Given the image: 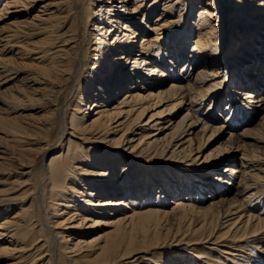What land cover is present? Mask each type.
<instances>
[{
	"label": "bare ground",
	"instance_id": "1",
	"mask_svg": "<svg viewBox=\"0 0 264 264\" xmlns=\"http://www.w3.org/2000/svg\"><path fill=\"white\" fill-rule=\"evenodd\" d=\"M161 1L0 0V87L16 93L0 113V264H141L128 261L167 245L182 254L144 261L208 264L198 246L209 245L219 264H264V0ZM39 36L41 50L31 47ZM62 78L67 86L57 84ZM42 80L57 84L56 108L47 122H28L19 113L32 107L27 91ZM255 117L261 125L253 129ZM142 130L134 146L131 133ZM226 131L233 149L205 156ZM128 144L147 155L143 171L114 158ZM101 227L108 229L89 238L87 229Z\"/></svg>",
	"mask_w": 264,
	"mask_h": 264
},
{
	"label": "rangeland",
	"instance_id": "2",
	"mask_svg": "<svg viewBox=\"0 0 264 264\" xmlns=\"http://www.w3.org/2000/svg\"><path fill=\"white\" fill-rule=\"evenodd\" d=\"M130 1H133V0H130ZM161 2H163V0L161 1ZM97 6H99V5H102V6H107V4L105 3V1H104V3L103 2H98L97 4H96ZM41 6L42 5H40V6H38L32 13H31V15L33 16V15H35V14H39V10L41 9ZM219 11V15H220V17L222 16L221 14H223V10H222V7H220V9L218 10ZM154 14H156V13H154ZM225 17V21L222 23V27H223V29H225V28H229L230 27V25L227 23L228 22V19L226 18V16H224ZM61 22L62 23H64V28H65V26H66V24H67V18H66V14L65 13H62L61 14ZM156 19V16H154L153 17V19ZM190 20H191V22L193 23H197V22H199V18H198V12L197 11H195V12H193V14L191 15V18H190ZM68 27H70V26H68ZM223 29H221V30H223ZM227 30V29H226ZM151 32H149V30L148 31H146V34H150ZM145 36V35H144ZM42 40H44V37L43 36H39V37H37V38H35L32 42H31V47L33 48H35V47H38V48H40V50H41V48H44V46H46V44H44V41H42ZM194 40H197V35L196 36H194ZM222 40H223V37H222ZM43 42V43H42ZM48 46V45H47ZM59 46H62V45H59ZM137 46H138V50H139V48H140V46H141V40H139V42L137 43ZM230 47V46H229ZM235 47V48H234ZM233 48L234 49H232V50H229V48L227 49V52L226 51H224V54H222L219 58H221L220 59V61L222 62L223 60L224 61H230L231 60V54L232 53H234L236 50V45L234 46ZM60 50H61V48H59ZM136 49V47H135V50H137ZM55 51V50H54ZM233 51V52H232ZM133 54H131V56H132ZM35 57H38L37 56V54H34L33 56H32V59H28V61H27V63H32V61L31 60H33ZM116 57H119V55H117ZM60 61V60H59ZM59 61H57V62H59ZM130 68V67H129ZM180 68L177 66V69H176V72H177V74H181L180 73ZM30 71V70H29ZM30 72H33V71H30ZM28 74V73H27ZM30 74V73H29ZM183 74V73H182ZM192 77L194 78V81H195V79L197 78V72H195L194 74H192ZM62 80L63 81H59L57 84L58 85H60V86H67V83H65L64 81H65V78H62ZM95 80H97V78H95ZM94 80V82H93V84L91 85V88H90V90H89V94H88V97H93V95L95 94V90H96V88L94 87V85H96L97 83H96V81ZM44 83L46 82V85H42V86H37V87H35V88H33L32 90H34V91H31V90H29V91H27L28 93H29V95L32 97V99L34 100L33 102H32V107H29L28 109L26 108L25 110H22V111H20V113L19 114H21V113H23L22 115L23 116H27V118H26V121H28V122H35V123H43V122H47L49 119H50V115L53 113V111L55 110V108L56 107H54L53 105H51L52 103H50V101H51V96H52V94H51V91L53 90V89H58L56 86H57V84L55 85V84H53L52 83V81H50V82H48V81H44V80H42ZM240 85V84H239ZM231 86V85H230ZM229 87V86H228ZM241 87V86H240ZM6 88L7 87H0V113L2 112V110L3 109H5L6 108V106H5V101H7L8 100V97L11 95V94H16L15 93V88H13L12 90H6ZM229 90L230 89H226V91H223L222 92V94H227L228 92H229ZM261 90H259V92H260ZM128 92V93H127ZM197 92H199V89H198V87H194V95L193 96H197L198 94H197ZM122 93V92H121ZM132 93H134V92H132ZM145 93V92H144ZM122 94H131L129 91H124ZM145 96L146 95H148V94H144ZM242 95L243 94H239V98H242ZM118 97V100H122V95H119V96H117ZM209 97H211V96H208L206 99H208L209 100ZM89 98V99H90ZM224 97L222 96V99H223ZM168 100L166 99L164 102H162L160 105H157L156 107H152L151 109H149V111L147 112V114L145 115V117H144V119H143V121H142V125L141 126H143L145 123H147L148 122V120H149V118H150V116L152 115V114H155V113H157V112H161V111H163L165 108H166V105H168L167 103H165V102H167ZM92 102H93V100H92ZM110 104H112V106H110V108H113V107H116L117 105H118V103L115 101V102H111ZM208 104V103H207ZM36 105L37 106H40V108L39 107H36ZM162 105H165V106H162ZM206 105H204L203 106V108L204 109H206ZM123 109H126V108H124L123 107ZM137 109V108H136ZM154 110H156V111H154ZM216 110H218L219 111V109L218 108H214V112H216ZM127 110H125V112H126ZM227 111V110H226ZM18 114V115H19ZM166 114H164V116H165ZM95 117V111H90V114H89V116L88 117H86V123H88V125L89 124H91V122L93 121V118ZM261 118V117H260ZM236 123V122H235ZM251 123L253 124H251L250 125V127L251 128H253V129H256V128H258L259 127V125H261V119H259L258 117H255V118H253V119H251ZM145 131H138L136 134H132L131 133V136H130V138L133 140L132 142H133V145L135 146V145H137V141L139 140V138H140V134L142 133H144ZM193 132L194 133H192V137H193V139H194V150H195V152H194V155H198V151H199V145H200V134H201V131H200V129H199V127H195L194 128V130H193ZM235 135L236 134H238V133H236V132H233ZM70 136L68 135L67 137L65 136V139H64V141L67 143V140H68V138H69ZM109 138L110 139H117V138H119V137H116L115 135H110L109 136ZM82 138H80V137H77L76 139H74L75 140V142L76 143H79V144H82L81 143V140ZM48 140V138L47 139H43L42 141H41V145L44 143H46V141ZM130 140V139H129ZM32 142H35V141H32ZM118 143V142H117ZM132 145V146H133ZM90 145H85L84 146V148H88ZM130 147H131V144H128L126 147H125V149H126V153L125 154H123V156L121 155V152H123V148H121V149H119L118 151H116V154L114 155V158L116 159V160H118V161H120V162H122V159H119V157H118V155L119 156H121L122 158L124 157V158H126L127 159V161H126V164H128V163H132V162H140L141 164L139 165V168L143 171V168L146 166L145 165V162H146V159H148V157H147V155H142V156H140V157H137V154H139L138 152H140V150L139 149H137V150H135V151H133L132 152V150L130 149ZM230 149H233V142H232V139H231V134H230V132L229 131H226V132H224L223 134H221V135H217L214 139H212L211 140V143L208 145V147L205 149V151H204V154H205V156L206 155H208V154H217L219 151H222V152H228ZM97 150L99 151V150H101V151H104L103 150V148H97ZM232 151V150H231ZM56 152L57 151H54V152H52V153H50L48 156H47V158H46V162H49L51 159H52V157L56 154ZM109 152H111V151H109ZM53 154V155H52ZM110 154V153H109ZM203 154V153H202ZM203 154V155H204ZM237 154H239V153H237ZM149 155H152V154H149ZM228 155H230V154H228ZM231 158H233V157H230V159ZM143 161H144V164H143ZM230 165L228 164V163H225V164H222L221 166H220V170H221V172H225L226 171V168L227 167H229ZM154 168H157V165L156 166H152L151 167V169L152 170H155ZM161 168H164V167H161ZM115 169H117L118 170V168H115ZM119 173L118 174H120L121 173V171H118ZM156 173L157 172H154L153 174H152V177H150V179L152 178L153 179V182L155 183L156 182V180H157V176H156ZM155 175V176H154ZM19 180H21V181H27V178H25V177H23V178H21V177H19L18 178ZM227 196L229 197V199L230 200H233V199H236L237 198V195L233 192V193H231V194H227ZM144 197H147V196H145L144 195ZM103 199H105V198H103ZM171 199H169V201H170ZM223 199L222 198H218V200L217 201H222ZM207 206V205H206ZM63 208V207H62ZM64 210L66 211V209L64 208ZM68 217V216H67ZM67 217H65V219L67 218ZM104 218V217H103ZM103 218H101V219H103ZM100 219V218H99ZM100 219V220H101ZM174 224V223H173ZM104 229V232L108 229V227H101V228H99V229H97V230H93V229H87L86 231H88V232H90V234H89V238H92V237H95V236H98L99 234H101ZM221 245V244H220ZM168 247H165L163 250H161L160 252L159 251H153V250H151V251H148V252H146V253H144V254H138L136 257H134L133 259H130L128 262H133L134 260H136V258H140V260H141V264H148V263H146L147 261H144L145 260V258L147 259V258H149V257H151V258H153V257H158V259H160V260H162L163 262L165 261V259H167L168 258V255L169 254H171V253H174V254H177V255H179V254H182V253H179V252H177V248H175L174 247V245H171V246H169V245H167ZM199 247V252H202V254L204 255V256H206V258L207 259H205V260H203V261H206L208 264H219V263H217L216 262V259L217 260H219L218 259V256H221L220 255V253L217 251V250H215L214 248H213V246H198ZM202 247V248H201ZM207 247V248H206ZM205 248H206V250H205ZM209 248V249H208ZM177 252V253H176ZM163 253V254H162ZM190 253V252H189ZM187 254V253H185L184 252V256L186 255L187 256V258H185V259H188L189 257L191 258V257H193V255L195 254ZM145 255V256H144ZM157 255H159V256H157ZM144 257V259H142ZM163 258V259H162ZM224 259V258H223ZM184 260V259H183ZM162 261H160V263L162 262ZM162 262V263H163ZM176 262V264H179L180 262L179 261H175ZM238 262V261H237ZM14 263H16V260H13V259H10V260H8L6 263H3V264H14ZM229 263V262H228ZM239 263V262H238ZM238 263H236L235 262V264H238ZM79 264H87L85 261H80L79 262ZM93 264H97V263H93ZM227 264V263H226ZM230 264V263H229ZM231 264H233V263H231Z\"/></svg>",
	"mask_w": 264,
	"mask_h": 264
}]
</instances>
